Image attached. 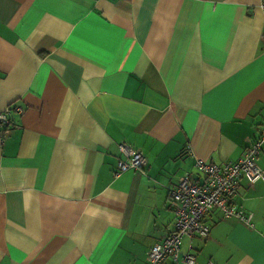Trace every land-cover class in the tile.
Returning a JSON list of instances; mask_svg holds the SVG:
<instances>
[{"label": "crops", "instance_id": "obj_1", "mask_svg": "<svg viewBox=\"0 0 264 264\" xmlns=\"http://www.w3.org/2000/svg\"><path fill=\"white\" fill-rule=\"evenodd\" d=\"M262 3L0 0V109L24 107L0 145V264H149L169 189L264 127ZM120 142L143 167L114 174ZM233 201L251 225L209 210L181 240L194 264H264V179Z\"/></svg>", "mask_w": 264, "mask_h": 264}, {"label": "built area", "instance_id": "obj_2", "mask_svg": "<svg viewBox=\"0 0 264 264\" xmlns=\"http://www.w3.org/2000/svg\"><path fill=\"white\" fill-rule=\"evenodd\" d=\"M23 111L24 107L18 103L0 109V145L8 131L9 114ZM262 146H264V127L260 128L256 136L248 140L242 155L236 160L220 163L198 160L196 165L203 175V180L197 182L184 177L169 189L168 199L173 212V229L161 241L149 247L147 250L149 264H162L167 259L171 264L178 262L194 264L195 252L181 251V240L184 236L196 235L201 238L208 236L210 226L205 221V215L212 208L221 210L222 217L234 216L239 221L251 225L252 214L237 206L233 201V195L240 175H245L250 183L264 179V170L256 164ZM118 147L122 158L118 159L114 174L128 168L143 167L146 157L142 151L123 142H120Z\"/></svg>", "mask_w": 264, "mask_h": 264}]
</instances>
